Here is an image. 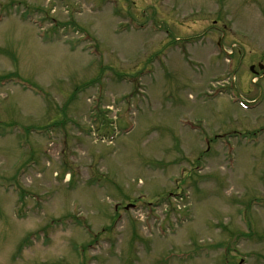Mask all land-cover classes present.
<instances>
[{"label":"rangeland","instance_id":"374dc122","mask_svg":"<svg viewBox=\"0 0 264 264\" xmlns=\"http://www.w3.org/2000/svg\"><path fill=\"white\" fill-rule=\"evenodd\" d=\"M4 76L0 264H264V0H0Z\"/></svg>","mask_w":264,"mask_h":264}]
</instances>
